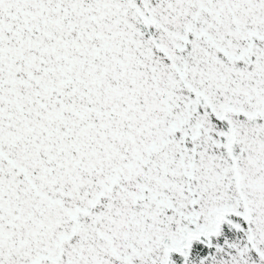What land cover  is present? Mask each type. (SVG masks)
<instances>
[{"label": "snow or ice", "instance_id": "snow-or-ice-1", "mask_svg": "<svg viewBox=\"0 0 264 264\" xmlns=\"http://www.w3.org/2000/svg\"><path fill=\"white\" fill-rule=\"evenodd\" d=\"M0 264H264V0H0Z\"/></svg>", "mask_w": 264, "mask_h": 264}]
</instances>
